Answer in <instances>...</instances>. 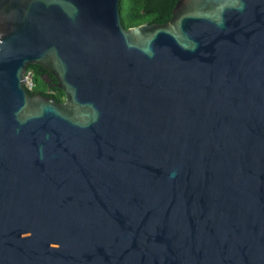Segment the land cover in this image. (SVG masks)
<instances>
[{"label": "water", "instance_id": "95a60500", "mask_svg": "<svg viewBox=\"0 0 264 264\" xmlns=\"http://www.w3.org/2000/svg\"><path fill=\"white\" fill-rule=\"evenodd\" d=\"M0 264H264V0H0Z\"/></svg>", "mask_w": 264, "mask_h": 264}, {"label": "trees", "instance_id": "16d2710c", "mask_svg": "<svg viewBox=\"0 0 264 264\" xmlns=\"http://www.w3.org/2000/svg\"><path fill=\"white\" fill-rule=\"evenodd\" d=\"M175 0H117V9L120 23L127 27L151 19L166 21ZM26 70L32 71V87L28 90L50 92L56 100L61 101L63 92L55 85L52 73L37 63H28Z\"/></svg>", "mask_w": 264, "mask_h": 264}, {"label": "built area", "instance_id": "2783aa9c", "mask_svg": "<svg viewBox=\"0 0 264 264\" xmlns=\"http://www.w3.org/2000/svg\"><path fill=\"white\" fill-rule=\"evenodd\" d=\"M23 79H24L23 82L24 87L31 88L33 83H32V71L30 69L28 70L25 69V72L23 74Z\"/></svg>", "mask_w": 264, "mask_h": 264}]
</instances>
